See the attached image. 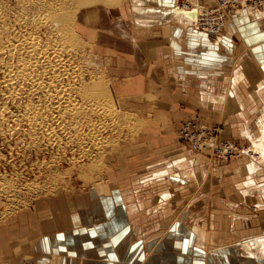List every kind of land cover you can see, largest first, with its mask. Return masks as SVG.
<instances>
[{"label": "crops", "instance_id": "crops-1", "mask_svg": "<svg viewBox=\"0 0 264 264\" xmlns=\"http://www.w3.org/2000/svg\"><path fill=\"white\" fill-rule=\"evenodd\" d=\"M184 1L213 4L152 2L163 12L152 10L156 26L128 20L131 8L109 19L121 43L111 71L139 87L124 97L148 106L151 123L116 154L131 162L108 181L37 202L0 227V264H264V162L216 159L178 136L200 118L264 154V9L230 13L213 40L170 16Z\"/></svg>", "mask_w": 264, "mask_h": 264}, {"label": "bare ground", "instance_id": "bare-ground-1", "mask_svg": "<svg viewBox=\"0 0 264 264\" xmlns=\"http://www.w3.org/2000/svg\"><path fill=\"white\" fill-rule=\"evenodd\" d=\"M96 1L106 5V8L116 7V10L125 0H117L119 4L116 5L114 0ZM155 1L158 0H129L130 11L138 27L156 26L153 25V12L158 14L162 9L152 7ZM86 4V0L18 1L12 17L9 13L0 15L2 51L7 50L8 62L0 61L6 68L2 81L4 87L9 95L18 96L13 103L14 110L4 108L3 112L10 115L16 112L14 120L26 123L30 136L41 137V141L32 143H37L46 151L57 150L65 155L61 158L65 162L57 166L51 164L43 173L54 175L62 165H66L69 171L79 173L81 170V177L87 172L83 180L85 186L92 184L91 187H95L102 179H109L108 174L97 170V158L103 154L102 149L108 143L105 136L109 133L113 135V131L114 134L122 131L129 133L130 124L136 125V119L140 128L136 135L132 133L135 135L133 138L142 140L147 130L142 123L148 113H143L144 109L133 108L137 105L126 104L131 96H124L126 93L134 94L138 86L119 82L113 76L112 80L104 71L84 70L83 64L89 56L87 50L91 52L93 46H103L105 38L100 36L98 29L106 31L105 20L107 17L114 19L109 10L99 5L95 9L83 7ZM197 5L193 3L194 8ZM185 7L183 5L179 9V5H174L169 10L170 16L179 22L187 18L190 24L197 23V15L190 14L188 18V8L184 10ZM197 11L203 12L202 9ZM157 16L161 17L159 21H163L165 11L163 17L161 14ZM13 133L19 134L15 130ZM249 152L256 155L253 162L261 166L264 154L259 148L251 146ZM95 170L98 174L96 178L90 175Z\"/></svg>", "mask_w": 264, "mask_h": 264}, {"label": "rangeland", "instance_id": "rangeland-1", "mask_svg": "<svg viewBox=\"0 0 264 264\" xmlns=\"http://www.w3.org/2000/svg\"><path fill=\"white\" fill-rule=\"evenodd\" d=\"M18 1L27 3L32 2V0H0V15L9 13V15L12 17L13 13L16 12V9L18 7ZM114 1L115 5L116 3L119 4L117 0ZM86 2L87 4L83 7L95 9L99 5L102 9L105 8L109 10L108 12L112 13V16L114 18H117L115 14L117 15L118 9L124 12L126 9L130 8L129 0L123 1V3L120 4L119 8H117L116 10V7L112 8L110 6L109 8H106V5L99 4L96 0H86ZM193 3L194 2L188 3L187 1H184L182 4H180L193 5ZM180 8L181 6L179 5V9ZM186 8L187 6L184 8V10ZM125 16H127L129 20V18L132 17V13H127L126 11ZM105 23L107 25V28L104 27L106 31L102 28L101 30L98 29V31L100 32V36L105 38L102 40L103 46L102 48L99 46H93L90 50L91 52L87 50L89 56L87 57V61L83 64V67L85 71H104L105 73L109 74L108 76H110L111 79L113 76L116 80H119V77L115 75L114 72H112L113 70L111 71L113 61V57L111 54L113 50L111 46L116 45L118 47H121V43H116L115 39L110 37L112 29L116 30V28L114 26L110 28L108 24V17L105 20ZM138 30H140V28ZM1 39L2 36L0 35V60H3V62L5 63L8 62L6 54L7 50L2 51ZM5 71L6 68L0 61V227H3L6 223H9L11 220L15 219V217H17L19 214L34 208L37 202L43 201L45 199L56 198L60 194L72 196L74 194H79L82 191L87 190L86 188H91V186H93L92 184H87L85 186L86 183L83 182L84 176L87 172H85L84 176L81 177V170L79 171V173L78 171L76 172L74 170H71V172L68 170L66 165H62L59 169V172L57 171V173H55L54 175L52 173H43L44 169L49 165L54 164V166H57V164H62L63 162H65V160H61V158H63L62 156L65 155H63L61 151L57 150L46 151L44 147H39L37 143H32L41 141V137L34 134L33 136H30V133H28L30 129L27 124L22 121L18 122L14 120L13 114H16V112L11 113V115L3 112L4 108H8L11 111L14 110L15 105L13 103L14 100H17L16 98L18 97H13L12 94L9 95V92H7L6 88L4 87L2 81L3 77L5 76ZM126 104L128 105L131 103L128 101V103ZM133 108L137 109L141 107L137 105ZM148 108L149 107L146 106L143 113L146 114V110L149 111ZM147 113L148 117L146 114V117L144 118V121L142 123L146 127L150 125L152 119L149 112ZM135 123L136 125L133 124V126L130 124L129 133H126V131H122L120 133L117 132V134H114L113 131V135L109 133L105 136L108 140V143L102 149L104 150L103 154L99 158H97V165L99 166L97 170L99 172L102 171L105 174H108V171H111L113 168L124 169L125 166H129L127 163H130L131 159L129 160L126 156L125 163L118 164V162L121 160L116 158V154L120 153L123 146L128 145L127 143L132 142V144L134 145L135 140L133 136H135L137 132H139L140 128L139 125H137L138 123L136 122V119ZM142 124L140 123V126L143 127ZM134 127H136V129L138 127V129L136 130L134 129ZM131 129L134 130L132 131ZM14 130L19 134H14ZM132 133L135 135H133ZM126 134H128V136L130 134V137H124V135ZM131 145H128V147ZM36 146H38V148H36ZM71 153L72 152H70L68 155H70ZM96 172L97 171L95 170V172L91 173L90 175L96 178V176H98ZM45 180L49 181L46 182ZM104 180L105 179H102L101 182H104Z\"/></svg>", "mask_w": 264, "mask_h": 264}, {"label": "built area", "instance_id": "built-area-1", "mask_svg": "<svg viewBox=\"0 0 264 264\" xmlns=\"http://www.w3.org/2000/svg\"><path fill=\"white\" fill-rule=\"evenodd\" d=\"M183 5H181L182 7ZM187 6V11H197V29L210 39H216L224 31L228 16L232 12L250 11L256 12L264 9V0H213L209 6L193 5ZM195 9H197L195 11ZM179 130L180 141L189 145L192 150L203 153L207 152L214 158L224 161L232 159H255L256 155L251 154L249 146L229 141L223 138L224 128L221 126L208 127L201 124V119L189 120L185 122ZM256 160V159H255Z\"/></svg>", "mask_w": 264, "mask_h": 264}, {"label": "water", "instance_id": "water-1", "mask_svg": "<svg viewBox=\"0 0 264 264\" xmlns=\"http://www.w3.org/2000/svg\"><path fill=\"white\" fill-rule=\"evenodd\" d=\"M191 16H194V17H195V13H194V12H192V13H191Z\"/></svg>", "mask_w": 264, "mask_h": 264}]
</instances>
